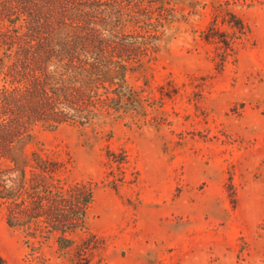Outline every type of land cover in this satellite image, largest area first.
I'll return each mask as SVG.
<instances>
[{"label": "rangeland", "instance_id": "1", "mask_svg": "<svg viewBox=\"0 0 264 264\" xmlns=\"http://www.w3.org/2000/svg\"><path fill=\"white\" fill-rule=\"evenodd\" d=\"M148 1L160 39L128 72L137 105L39 126L27 146L92 190L85 229L62 251L10 228L0 202L8 264H264V0ZM226 11L250 32L220 67L203 32Z\"/></svg>", "mask_w": 264, "mask_h": 264}, {"label": "trees", "instance_id": "2", "mask_svg": "<svg viewBox=\"0 0 264 264\" xmlns=\"http://www.w3.org/2000/svg\"><path fill=\"white\" fill-rule=\"evenodd\" d=\"M148 7V0H0V202L10 228L55 238L62 251L85 229L92 190L68 183L62 161L27 146L39 126H87L137 105L128 72L151 59L160 39ZM214 17L203 39L222 50V67L250 28L231 11ZM0 264H8L1 255Z\"/></svg>", "mask_w": 264, "mask_h": 264}]
</instances>
